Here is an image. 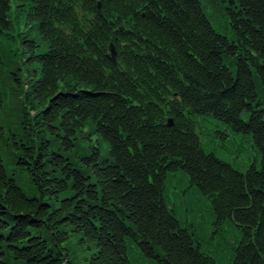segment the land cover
I'll return each mask as SVG.
<instances>
[{
	"label": "trees",
	"instance_id": "trees-1",
	"mask_svg": "<svg viewBox=\"0 0 264 264\" xmlns=\"http://www.w3.org/2000/svg\"><path fill=\"white\" fill-rule=\"evenodd\" d=\"M211 2L231 36L202 0H0V264H76L74 233L88 264H134L129 240L156 264H219L171 207L177 178L239 228L230 264H264V0ZM211 117L252 136L260 168L205 148Z\"/></svg>",
	"mask_w": 264,
	"mask_h": 264
},
{
	"label": "rangeland",
	"instance_id": "rangeland-1",
	"mask_svg": "<svg viewBox=\"0 0 264 264\" xmlns=\"http://www.w3.org/2000/svg\"><path fill=\"white\" fill-rule=\"evenodd\" d=\"M212 0H202L205 11L209 15L210 21L217 31L231 36L230 31L226 28V19L221 13L220 7L217 5V10L213 7ZM10 17L14 24V35L17 34V30L25 31L24 16L19 14L14 5L10 12ZM20 43L18 39L16 41L11 40L6 44L7 47L15 49ZM24 56L20 52L15 54V60L17 63V73L21 77H25V72L28 67L32 66V63H25ZM257 90L260 98L264 101V92L259 81L256 79ZM1 116H4L0 112ZM211 122L208 129L206 128V136L203 138L205 148L209 151H213L221 159L228 161L234 165L237 169L245 171L248 166L255 165L258 168L261 167V158L258 155L257 149L254 146L253 138L251 135L237 133L230 126L211 117ZM92 138L96 141L99 137L97 134H93ZM88 142H90L88 140ZM102 146L106 148V142L101 140ZM5 157V153L3 154ZM9 167V165L7 164ZM180 177L181 172H177ZM18 176V183L26 188L29 195H36V189L32 188L28 176L16 172ZM30 186V188H29ZM167 193L171 203V207L174 209L177 217L192 230L199 234L202 248L208 252L217 263L230 264L231 257L234 254V247L237 246L240 240L241 234L239 228L231 222V220H223L219 222L216 214L212 209L211 202L208 198L203 196L201 192L194 187L185 186L184 182L175 179L174 184L172 182L167 185ZM81 236L77 233L72 235L70 242L64 241V246L69 248L71 252V258L76 264H88V261L84 258L89 257L86 243H82ZM128 254L134 264H156L155 258L149 257L136 247L135 241L129 240L128 242Z\"/></svg>",
	"mask_w": 264,
	"mask_h": 264
},
{
	"label": "water",
	"instance_id": "water-1",
	"mask_svg": "<svg viewBox=\"0 0 264 264\" xmlns=\"http://www.w3.org/2000/svg\"><path fill=\"white\" fill-rule=\"evenodd\" d=\"M108 57L112 62L117 63L119 55H118L117 49L113 43L110 44ZM169 121H170L169 124L172 125V123H173L172 119H170Z\"/></svg>",
	"mask_w": 264,
	"mask_h": 264
},
{
	"label": "bare ground",
	"instance_id": "bare-ground-1",
	"mask_svg": "<svg viewBox=\"0 0 264 264\" xmlns=\"http://www.w3.org/2000/svg\"><path fill=\"white\" fill-rule=\"evenodd\" d=\"M167 123H168V125H169V126H172V125H173V123H172V125H170V124H169V123H170V121H169V120H168V122H167Z\"/></svg>",
	"mask_w": 264,
	"mask_h": 264
}]
</instances>
